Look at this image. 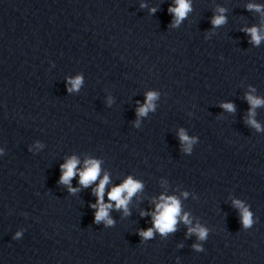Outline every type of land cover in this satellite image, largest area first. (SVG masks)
<instances>
[{"label":"water","instance_id":"obj_1","mask_svg":"<svg viewBox=\"0 0 264 264\" xmlns=\"http://www.w3.org/2000/svg\"><path fill=\"white\" fill-rule=\"evenodd\" d=\"M188 2L177 25L175 0H0V264H264V0ZM105 174L111 225L92 207ZM128 177L126 215L108 193ZM161 196L180 204L164 235Z\"/></svg>","mask_w":264,"mask_h":264},{"label":"clouds","instance_id":"obj_2","mask_svg":"<svg viewBox=\"0 0 264 264\" xmlns=\"http://www.w3.org/2000/svg\"><path fill=\"white\" fill-rule=\"evenodd\" d=\"M176 7L169 8V12L175 14V24H179L187 15V13L191 10L190 4L188 0H175ZM143 7V5H142ZM248 8L255 9L256 11L261 10L260 5H248ZM152 12H155V9H151ZM219 12L223 13L224 9H219ZM214 26H219L225 23V17L223 15H218L214 17L212 20ZM248 33L251 34L252 42L255 44H259L261 40V36L259 35V30L256 27H252L246 29ZM73 88H78L81 81L78 77L76 80L71 81ZM155 98V93L148 94L149 103L139 109V114L143 115L147 112V110L152 106L151 100ZM247 99L252 107H256L262 103L261 100L248 96ZM225 109L232 111L233 105L224 104L222 105ZM254 126L259 129V125L255 123L254 120H250ZM181 139L187 140L188 138L181 133ZM79 161L73 157L68 160L65 164L61 165L62 176L61 183L69 184L71 179L76 175V166ZM100 174V162L97 160H87L85 161V169L79 172V183L84 187L89 186L91 183L97 180ZM109 183V177L107 174L100 180L99 185L96 189H94V194L97 197V204L92 205L93 208H98L95 214V221L99 223L101 220L105 221L106 224L111 225L113 221L108 217V210L112 208V204L104 203V189L105 185ZM142 188V184L134 181L131 177H128L125 182L121 185L113 187L112 190L108 193V199L110 201H115L116 208H123L125 214H128L127 204L131 197ZM72 192H75L76 189H69ZM126 194V195H125ZM161 202L156 204V211L152 213L153 216V225L156 230L159 231L162 235L167 234L169 232L175 231V226L177 224V217L180 215V204L179 201L174 197H163L160 198ZM236 206L241 208L242 211V223L245 227H250L252 224L251 213L248 212L246 208L240 204L239 201H234ZM146 213H141V215H145ZM185 224H190V220L185 214L182 217ZM189 232H196L200 239H204L206 236V230L197 226L196 228H190ZM20 234L17 233V236ZM140 235L145 238H151L153 236V229L149 228L146 231H141ZM198 247V246H196Z\"/></svg>","mask_w":264,"mask_h":264}]
</instances>
